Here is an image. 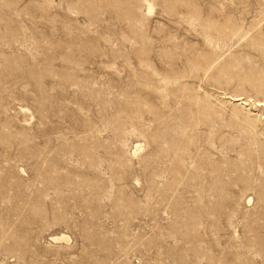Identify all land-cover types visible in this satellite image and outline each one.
<instances>
[{
  "label": "rangeland",
  "instance_id": "1",
  "mask_svg": "<svg viewBox=\"0 0 264 264\" xmlns=\"http://www.w3.org/2000/svg\"><path fill=\"white\" fill-rule=\"evenodd\" d=\"M258 100L264 0H0V264H264Z\"/></svg>",
  "mask_w": 264,
  "mask_h": 264
},
{
  "label": "bare ground",
  "instance_id": "2",
  "mask_svg": "<svg viewBox=\"0 0 264 264\" xmlns=\"http://www.w3.org/2000/svg\"><path fill=\"white\" fill-rule=\"evenodd\" d=\"M242 97V96H241ZM236 98V97H235ZM237 100H240V99H237ZM244 101V100H243ZM244 104H246L247 102H243ZM253 103H255V104H257L258 106H261V107H263V109H264V102L263 101H257V102H254L253 101ZM264 114V113H263ZM263 117V116H262Z\"/></svg>",
  "mask_w": 264,
  "mask_h": 264
}]
</instances>
